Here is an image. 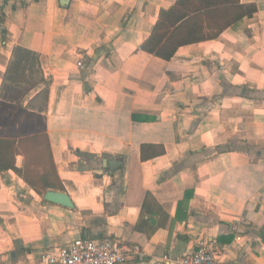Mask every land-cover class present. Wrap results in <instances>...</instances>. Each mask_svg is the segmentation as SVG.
Returning <instances> with one entry per match:
<instances>
[{
  "label": "crops",
  "instance_id": "0c3cea01",
  "mask_svg": "<svg viewBox=\"0 0 264 264\" xmlns=\"http://www.w3.org/2000/svg\"><path fill=\"white\" fill-rule=\"evenodd\" d=\"M175 1L0 0V138L46 133L73 204L0 171V264L106 235L139 246L124 264L199 237L264 264V0L170 59L141 50Z\"/></svg>",
  "mask_w": 264,
  "mask_h": 264
},
{
  "label": "trees",
  "instance_id": "16d2710c",
  "mask_svg": "<svg viewBox=\"0 0 264 264\" xmlns=\"http://www.w3.org/2000/svg\"><path fill=\"white\" fill-rule=\"evenodd\" d=\"M256 8L240 0H176L162 9L150 34L139 48L170 59L183 45L213 39ZM23 157L20 167L16 156ZM14 171L31 189L42 195L48 189H64L53 161L46 133L20 138H0V171Z\"/></svg>",
  "mask_w": 264,
  "mask_h": 264
},
{
  "label": "built area",
  "instance_id": "2783aa9c",
  "mask_svg": "<svg viewBox=\"0 0 264 264\" xmlns=\"http://www.w3.org/2000/svg\"><path fill=\"white\" fill-rule=\"evenodd\" d=\"M135 254L142 255L138 245L122 242L109 235L95 239L77 237L58 247L39 252L37 261L39 264H124ZM220 258L221 249L216 240L199 237L195 247L178 257L174 264H220ZM161 260L166 264L168 255L164 254Z\"/></svg>",
  "mask_w": 264,
  "mask_h": 264
},
{
  "label": "water",
  "instance_id": "95a60500",
  "mask_svg": "<svg viewBox=\"0 0 264 264\" xmlns=\"http://www.w3.org/2000/svg\"><path fill=\"white\" fill-rule=\"evenodd\" d=\"M67 1V0H66ZM109 163V168L111 170H115V168H117L119 165H121V163H116V162H108ZM43 199L48 201V202H52V203H56L65 207H72L73 204L70 200V197L67 195V193H65L64 191H60V190H54V189H48L43 193Z\"/></svg>",
  "mask_w": 264,
  "mask_h": 264
}]
</instances>
